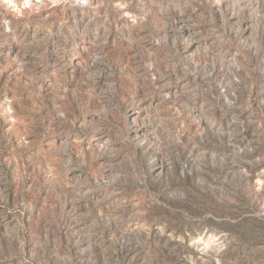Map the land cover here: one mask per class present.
<instances>
[{
  "label": "rangeland",
  "instance_id": "1",
  "mask_svg": "<svg viewBox=\"0 0 264 264\" xmlns=\"http://www.w3.org/2000/svg\"><path fill=\"white\" fill-rule=\"evenodd\" d=\"M0 264H264V0H0Z\"/></svg>",
  "mask_w": 264,
  "mask_h": 264
}]
</instances>
